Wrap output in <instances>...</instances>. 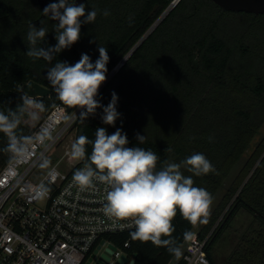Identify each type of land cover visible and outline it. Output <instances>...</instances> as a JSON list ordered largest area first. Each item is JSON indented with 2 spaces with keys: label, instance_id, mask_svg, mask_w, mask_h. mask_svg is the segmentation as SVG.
<instances>
[{
  "label": "trees",
  "instance_id": "16d2710c",
  "mask_svg": "<svg viewBox=\"0 0 264 264\" xmlns=\"http://www.w3.org/2000/svg\"><path fill=\"white\" fill-rule=\"evenodd\" d=\"M172 1L85 0V14L97 10L95 21L82 24L78 41L48 62L26 54L32 47L27 33L31 24L47 28L40 45L47 48L56 43V22L42 13L37 0H0V111L19 114L16 135L28 137L53 105L66 106L46 76L57 60L71 65L87 53L94 62L98 46L106 47L107 77L134 49L98 89L104 106L117 93L120 118L109 126L102 122V108L85 120L79 114L73 124L75 140L80 135L94 140L98 127L108 134L122 128L129 147L156 152L158 169L203 153L214 172L195 176L186 167L181 171L212 195L208 216L197 231L200 238L209 234L211 263L217 264L211 247L234 215L244 211L252 216L254 232L243 236L229 264H264V14L227 11L211 0H179L157 22ZM104 10L110 14L104 16ZM29 81L47 87L50 94L28 97L21 87ZM36 104H43V110ZM33 112L39 122L31 128ZM137 133L145 135L143 143L136 140ZM8 144L0 132V168L14 154ZM91 152L92 145H86V157L79 163L86 164ZM228 205L225 223L212 229ZM172 224L175 231L162 239L170 238L181 248L184 233L196 224L179 210ZM134 230L113 235L111 242L119 247L128 240L126 254L137 253L135 264H168L174 258L167 246L134 239Z\"/></svg>",
  "mask_w": 264,
  "mask_h": 264
},
{
  "label": "clouds",
  "instance_id": "9594fccd",
  "mask_svg": "<svg viewBox=\"0 0 264 264\" xmlns=\"http://www.w3.org/2000/svg\"><path fill=\"white\" fill-rule=\"evenodd\" d=\"M42 13L56 22V43L47 48L40 46L45 41L48 29L31 24L27 39L32 47L27 49L26 54L48 62H52L63 50L71 48L80 38L82 24L92 23L97 17V10H87L85 14V4L77 5L76 0L49 3ZM102 14L107 16L110 13L104 10ZM98 52L99 56L94 62L87 53H82L78 62L71 65L57 60L46 76L56 86L64 104L83 109L79 116L82 120L102 108L103 124L114 126L121 116L117 110V93H111L106 106L97 98L98 89L106 80L110 60L106 47L98 46ZM35 106L43 110V104ZM31 115L33 119L37 118L36 113ZM19 123L20 115L16 112L11 109L7 113L0 111V132L9 138L8 150L18 156H27L33 138L16 135ZM47 138H50V133L45 128L35 139L43 143ZM136 140L143 143L145 135L137 133ZM89 144L92 145V152L87 156L85 166L74 172L73 180L81 187H92L96 181L103 182L106 186L105 213L121 219L130 218L135 227L132 232L134 239L167 246L178 260L182 255L181 248L173 246L174 241L170 238L162 239L170 237L175 231L172 220L177 210L195 225L205 222L212 204L211 193L204 187L195 186L192 176H185L181 168L186 167L195 176H200L215 171L212 163L203 153L197 152L179 163L168 162L158 169L160 158L156 152L138 146L129 147L127 134L122 128L108 134L105 127L96 128L94 140L80 135L71 145L72 158L84 160L86 145ZM191 237V232L184 233L185 240Z\"/></svg>",
  "mask_w": 264,
  "mask_h": 264
},
{
  "label": "built area",
  "instance_id": "2783aa9c",
  "mask_svg": "<svg viewBox=\"0 0 264 264\" xmlns=\"http://www.w3.org/2000/svg\"><path fill=\"white\" fill-rule=\"evenodd\" d=\"M82 110L68 112L65 105H53L28 136L33 138L29 154H13L0 168V264H117L122 256L127 264L131 259L126 254L129 241L117 247L111 238L135 229L132 220L105 213L103 182L81 187L73 180L85 164H72V144L63 146L57 162L42 165ZM45 128L50 138L41 143L35 138ZM64 160L71 165L60 167ZM191 233L174 264H212L209 234L200 238ZM110 246L114 249L108 253Z\"/></svg>",
  "mask_w": 264,
  "mask_h": 264
},
{
  "label": "rangeland",
  "instance_id": "374dc122",
  "mask_svg": "<svg viewBox=\"0 0 264 264\" xmlns=\"http://www.w3.org/2000/svg\"><path fill=\"white\" fill-rule=\"evenodd\" d=\"M31 120H32L30 121L31 128H33L39 122V119L34 120L32 118ZM28 123H29V120H28ZM76 132H77V128L74 127V125H72V127L68 130V132L65 134V136L61 140L56 150L51 151L46 156L47 158L45 157L46 159L43 161V164H42L44 168H47L48 165H51L57 162V160L62 155L61 149L63 148V146L65 145L67 146V144H70V145L73 144V142L75 141ZM46 161L48 162L47 164H45ZM77 161L79 160L78 159L72 160V164ZM69 163L70 161L64 160L61 162L60 167L66 166L67 164L71 165V163L70 164ZM237 169L238 167H235L234 172H236ZM229 207H230L229 205L226 207L223 216H221L216 221L212 229H215L217 225L219 228L223 226L227 217L229 216L228 214ZM252 223H253L252 216L244 211H238L234 215V217L228 222V224L223 229L220 236L215 241L214 245L211 247V253L213 252V257L215 261L217 262V264H229V261L232 259L233 251H235L237 248L241 246L242 243H244L242 240L243 236L245 235L248 236L250 233L254 232L253 231L254 225H252ZM202 224L203 223L198 222L194 226L193 231L197 232ZM172 259L169 262L170 264H174L176 257L174 256V259L173 260ZM255 263H256V260L252 262V264H255Z\"/></svg>",
  "mask_w": 264,
  "mask_h": 264
},
{
  "label": "water",
  "instance_id": "95a60500",
  "mask_svg": "<svg viewBox=\"0 0 264 264\" xmlns=\"http://www.w3.org/2000/svg\"><path fill=\"white\" fill-rule=\"evenodd\" d=\"M178 1L179 0H173L170 6L168 7V9L157 20V22L160 21L164 17V15L167 13V11L172 6H174ZM211 1L215 3L216 5H218L219 7H221L222 9L227 10V11L246 12V13H253L256 15L264 14V0H211ZM37 2L42 11H43V8L47 4H49L48 0H37ZM84 2L85 0H76L77 5L80 3H84ZM157 22L154 25H156ZM133 50H131L129 54L116 65V67L106 77V80L102 83V85L105 84V82L112 76V74L117 71V69L123 64L124 60L130 55V53L133 52ZM21 89L30 98H33V97L42 98L50 94V89L34 81H29L25 83L24 85H22ZM66 108L68 112L72 110V106L66 105ZM113 249L114 247L110 246L108 253H111ZM102 258L104 260L109 259L108 255H103ZM136 258H137V253L132 254V257L128 261L127 264H135ZM126 261H127V258L125 256H122L118 260L117 264H124Z\"/></svg>",
  "mask_w": 264,
  "mask_h": 264
},
{
  "label": "crops",
  "instance_id": "0c3cea01",
  "mask_svg": "<svg viewBox=\"0 0 264 264\" xmlns=\"http://www.w3.org/2000/svg\"><path fill=\"white\" fill-rule=\"evenodd\" d=\"M235 252H236V250H235V251H233L232 258H233V256H234ZM249 264H250V263H249Z\"/></svg>",
  "mask_w": 264,
  "mask_h": 264
}]
</instances>
